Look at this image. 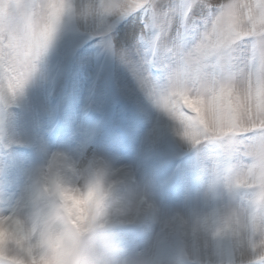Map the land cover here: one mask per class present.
I'll use <instances>...</instances> for the list:
<instances>
[{"label":"clouds","instance_id":"clouds-1","mask_svg":"<svg viewBox=\"0 0 264 264\" xmlns=\"http://www.w3.org/2000/svg\"><path fill=\"white\" fill-rule=\"evenodd\" d=\"M102 3L0 2V111L22 94L66 23ZM198 171L207 176L200 202L163 210L125 167L54 152L29 171L19 199L0 206V264H264V140L222 149ZM5 175L0 160V189ZM146 221L145 251L134 252L123 229Z\"/></svg>","mask_w":264,"mask_h":264},{"label":"rangeland","instance_id":"rangeland-1","mask_svg":"<svg viewBox=\"0 0 264 264\" xmlns=\"http://www.w3.org/2000/svg\"><path fill=\"white\" fill-rule=\"evenodd\" d=\"M139 17L93 13L68 21L22 94L0 111V129L11 141L0 143V206L17 201L29 171L54 152L125 167L163 210L200 202L207 176L198 168L210 166L222 148L207 141L192 147L140 89L133 73L146 47ZM150 229L147 221L127 225L122 235L134 252H144Z\"/></svg>","mask_w":264,"mask_h":264},{"label":"snow or ice","instance_id":"snow-or-ice-1","mask_svg":"<svg viewBox=\"0 0 264 264\" xmlns=\"http://www.w3.org/2000/svg\"><path fill=\"white\" fill-rule=\"evenodd\" d=\"M137 13L134 76L179 133L222 149L264 140V0H103L96 12Z\"/></svg>","mask_w":264,"mask_h":264}]
</instances>
